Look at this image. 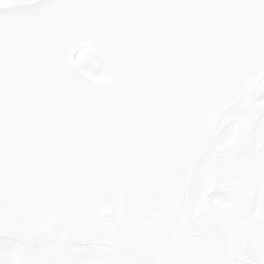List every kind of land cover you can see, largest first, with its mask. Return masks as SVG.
<instances>
[{
  "label": "snow or ice",
  "instance_id": "6c2138e0",
  "mask_svg": "<svg viewBox=\"0 0 264 264\" xmlns=\"http://www.w3.org/2000/svg\"><path fill=\"white\" fill-rule=\"evenodd\" d=\"M0 264H264V0H0Z\"/></svg>",
  "mask_w": 264,
  "mask_h": 264
}]
</instances>
